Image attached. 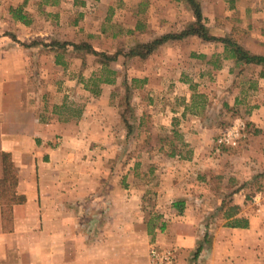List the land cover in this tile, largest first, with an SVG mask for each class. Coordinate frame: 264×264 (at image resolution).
<instances>
[{
    "label": "crops",
    "instance_id": "crops-1",
    "mask_svg": "<svg viewBox=\"0 0 264 264\" xmlns=\"http://www.w3.org/2000/svg\"><path fill=\"white\" fill-rule=\"evenodd\" d=\"M235 1V20L246 21L252 9L248 20L264 23V0ZM111 5L104 0L105 12ZM80 15L74 31L91 17ZM139 28L137 20L129 32L145 36ZM126 35L107 37L121 45ZM187 38L163 43L142 68L146 58L128 55L124 45L111 51L90 42L118 54L108 65L113 81L98 80L97 90L89 84L95 54L68 49L81 67L65 79L71 61L56 50L52 66L62 79L35 101L29 50L0 47V264H153L152 248L174 249L177 264H264L261 66L224 50L184 49ZM261 41L243 43L264 55V35ZM127 57L136 63L132 77ZM197 96L204 102L194 107ZM239 109L247 136L220 144Z\"/></svg>",
    "mask_w": 264,
    "mask_h": 264
},
{
    "label": "rangeland",
    "instance_id": "rangeland-1",
    "mask_svg": "<svg viewBox=\"0 0 264 264\" xmlns=\"http://www.w3.org/2000/svg\"><path fill=\"white\" fill-rule=\"evenodd\" d=\"M199 1L203 10V23L209 28L210 33L224 37L232 36L233 38H236V40L245 48L247 47L243 42L247 41L248 39L250 42H261L262 45L261 39L262 35H264V23L250 22V20H248L251 18L252 9L245 12L247 18L246 21H237L235 19L241 16L240 13L238 16H236L237 13L235 0ZM107 2H111L113 9H111L109 12L108 5L106 7V12L110 14L112 13L113 17L116 15V13L118 14L115 18V21L112 18L110 21H107L106 19L105 20L107 22L103 21L106 14L105 9L103 8L104 0H89L88 7L81 6L80 3H78L76 4L77 7L75 8L74 0H60L56 3H54L53 0H5L4 3L0 2V47L11 48L12 46H15L16 48L20 47L29 50L28 54L30 65L27 68V75L31 81V92L33 96L36 97L34 101L37 99L41 100V97L45 92L44 90L47 89L44 86H48V89H50V84L51 86L55 85V81L62 79L60 77V71L52 66L54 61L52 58L54 51L57 50V55L63 57L66 62L71 61V65L67 66L68 68H64L63 78L66 79L74 77V69H76V67H81L80 62H77L74 67V51H68V49L74 47L71 43L74 42V40L93 42L100 50L118 51L119 47L124 45L126 52H129L130 49H132L138 43L154 40L158 38H155L154 36H158L160 33L162 34L163 32L169 31V29L177 31L180 29H193L196 27V14L191 0H106V3ZM10 6L22 7V9L27 12V19H24V21L28 24H22L21 22L16 21L19 19L18 15L11 11ZM137 9L140 10V14L138 15L134 13L137 11ZM15 10L16 9H14V11ZM125 10H127L126 13L123 12ZM88 11L91 17L89 16L88 19L83 21V26H85L83 27L84 29H76L77 31H74V19L80 20V12H83L85 15ZM57 14H59V16H57ZM12 17L14 19L16 18L14 22L10 20ZM137 20L140 22L139 30H143L142 33H146L145 36H135L133 33L129 32V29L132 25L136 24ZM92 25L96 31L93 36L92 33L86 29L87 27L92 29ZM104 29L106 32L103 31ZM125 29L127 31L126 39L121 42V45L118 44L116 40L107 37L110 33L112 34L118 31L121 33ZM189 37L190 38H187V41H184L182 46L184 49L188 48L191 50H197L205 48L212 50L211 52H219V50H224L226 57H230V54L225 49L224 43L220 41H208L203 39L198 34H192L189 35ZM24 56L26 58V53ZM94 58V75L89 84L93 89L97 90V84L100 78H105L106 76L111 78L114 74H109L106 72L107 68L109 69L110 67L98 69L101 68V65L98 64L100 62L97 61V55L96 57L94 56ZM126 59L127 64L130 63L131 67L127 66L125 76L132 77V72L134 71L131 68H134L136 63L134 62V59H130V57H127ZM235 59L240 61V64H246L244 61L239 60L238 58ZM149 62L148 56L141 65L136 67L142 68L144 65H149ZM193 67L194 68H191L190 71L195 69V66ZM82 69L83 67L81 70ZM238 70L240 73L243 71L242 67L240 66L238 67ZM246 72L249 75L252 71L250 70ZM242 73L247 75L245 72ZM56 92L57 91L54 90L53 94ZM133 97H136V95ZM197 97L198 98L195 100L194 107L202 105L204 102L203 97ZM243 108H245V106ZM216 109L220 110L218 106ZM126 110L129 113V105L126 107ZM245 112V109H239L234 113L230 112L234 115H232L230 119H227L228 125L224 130L226 131L229 129L236 120L243 119L247 123L245 136L242 137L245 138L247 136L249 125V121L245 115ZM62 113L68 114L70 111L68 109H63ZM219 114L223 113H220L219 111ZM15 171L17 172L16 168ZM16 176L17 175L15 174V181H13L15 185L18 180ZM5 192L6 191L4 189V193ZM4 193L0 189V194ZM133 244L137 245L136 242Z\"/></svg>",
    "mask_w": 264,
    "mask_h": 264
},
{
    "label": "trees",
    "instance_id": "trees-1",
    "mask_svg": "<svg viewBox=\"0 0 264 264\" xmlns=\"http://www.w3.org/2000/svg\"><path fill=\"white\" fill-rule=\"evenodd\" d=\"M192 4L194 5V11L196 14V27L193 29H184L179 32H169L166 33L154 40H150L144 43H138L134 46L128 55H139L143 58H147L151 55L156 49L159 48L160 45L169 41V40H176V39H183L188 37L192 34H198L203 39L208 41H220L224 43L226 51L230 54V56L238 58L239 60L244 61L246 64H258L262 66V74L264 76V55L256 54L245 48L242 44H240L236 38L232 36H218L210 33L209 28L203 23V10L202 5L199 0H191ZM15 13L18 15L20 19H26V16L23 13L22 7H19L15 10ZM74 48L79 51L89 52L97 55L98 62H100L103 68H107L108 65H111L113 61L118 60V54H111L107 51H99L97 50L90 42L88 41H80L78 43H72ZM106 72L109 74H114L113 70H109L107 68ZM103 79L105 82H112V77L106 76ZM130 97V90H128L127 98ZM128 104L129 99H128Z\"/></svg>",
    "mask_w": 264,
    "mask_h": 264
},
{
    "label": "built area",
    "instance_id": "built-area-1",
    "mask_svg": "<svg viewBox=\"0 0 264 264\" xmlns=\"http://www.w3.org/2000/svg\"><path fill=\"white\" fill-rule=\"evenodd\" d=\"M246 127L245 120H236L229 129L219 136L218 142L227 145L235 143L245 136ZM150 257L153 264H177V255L174 249L152 248Z\"/></svg>",
    "mask_w": 264,
    "mask_h": 264
}]
</instances>
